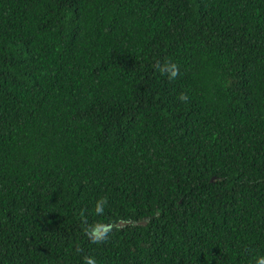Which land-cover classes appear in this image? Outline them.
Wrapping results in <instances>:
<instances>
[{"label": "trees", "instance_id": "obj_1", "mask_svg": "<svg viewBox=\"0 0 264 264\" xmlns=\"http://www.w3.org/2000/svg\"><path fill=\"white\" fill-rule=\"evenodd\" d=\"M85 256H264V0H0V264Z\"/></svg>", "mask_w": 264, "mask_h": 264}, {"label": "clouds", "instance_id": "obj_2", "mask_svg": "<svg viewBox=\"0 0 264 264\" xmlns=\"http://www.w3.org/2000/svg\"><path fill=\"white\" fill-rule=\"evenodd\" d=\"M158 70L161 72L162 75H167L169 81L175 80L179 75V66L171 61H165L163 65H158ZM178 99L181 102H187L188 97L185 93L181 92L178 96ZM108 201L107 198H101L96 202L95 205V213L97 215H103L104 207L107 205ZM110 229L107 227H102L99 224L93 225H85L84 227V234L87 238L94 244H99L104 242L107 239L108 233ZM85 264H97V261L94 257H84ZM256 264H264V256H260L256 260Z\"/></svg>", "mask_w": 264, "mask_h": 264}]
</instances>
